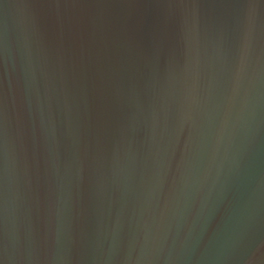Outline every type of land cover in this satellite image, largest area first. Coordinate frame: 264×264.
<instances>
[{
  "label": "water",
  "instance_id": "obj_1",
  "mask_svg": "<svg viewBox=\"0 0 264 264\" xmlns=\"http://www.w3.org/2000/svg\"><path fill=\"white\" fill-rule=\"evenodd\" d=\"M0 264H264V0H0Z\"/></svg>",
  "mask_w": 264,
  "mask_h": 264
}]
</instances>
